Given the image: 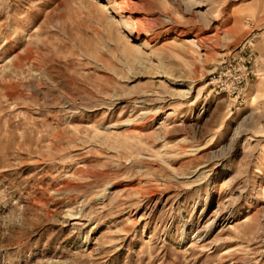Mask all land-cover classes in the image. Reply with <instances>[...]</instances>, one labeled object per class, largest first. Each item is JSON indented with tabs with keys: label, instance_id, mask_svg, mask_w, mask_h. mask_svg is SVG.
<instances>
[{
	"label": "rangeland",
	"instance_id": "rangeland-1",
	"mask_svg": "<svg viewBox=\"0 0 264 264\" xmlns=\"http://www.w3.org/2000/svg\"><path fill=\"white\" fill-rule=\"evenodd\" d=\"M0 264H264V0H0Z\"/></svg>",
	"mask_w": 264,
	"mask_h": 264
}]
</instances>
